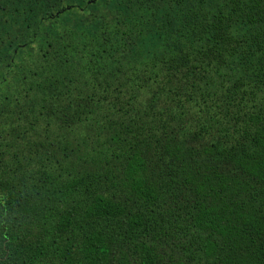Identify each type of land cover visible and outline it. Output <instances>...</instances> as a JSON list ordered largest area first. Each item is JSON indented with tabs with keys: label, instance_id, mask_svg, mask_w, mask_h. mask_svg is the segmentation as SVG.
Wrapping results in <instances>:
<instances>
[{
	"label": "trees",
	"instance_id": "obj_1",
	"mask_svg": "<svg viewBox=\"0 0 264 264\" xmlns=\"http://www.w3.org/2000/svg\"><path fill=\"white\" fill-rule=\"evenodd\" d=\"M0 264H264V0H0Z\"/></svg>",
	"mask_w": 264,
	"mask_h": 264
},
{
	"label": "rangeland",
	"instance_id": "obj_2",
	"mask_svg": "<svg viewBox=\"0 0 264 264\" xmlns=\"http://www.w3.org/2000/svg\"><path fill=\"white\" fill-rule=\"evenodd\" d=\"M81 19V16H79V15H77V14H75V13H73V15L72 16H70L69 18H65L64 20H62V21H66V23H73V22H77V21H79ZM64 26V25H63ZM58 30H61V28H58ZM26 53V52H25ZM34 55H35V52L33 51V52H28V53H26V56L24 57V54L22 55V64L23 65H26V64H28V62H30L32 59H33V57H34Z\"/></svg>",
	"mask_w": 264,
	"mask_h": 264
}]
</instances>
